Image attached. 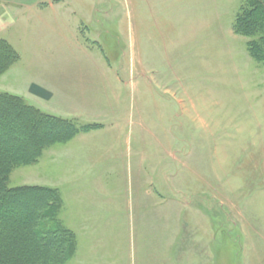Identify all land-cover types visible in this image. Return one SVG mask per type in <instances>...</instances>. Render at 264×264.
I'll list each match as a JSON object with an SVG mask.
<instances>
[{
  "label": "rangeland",
  "instance_id": "obj_1",
  "mask_svg": "<svg viewBox=\"0 0 264 264\" xmlns=\"http://www.w3.org/2000/svg\"><path fill=\"white\" fill-rule=\"evenodd\" d=\"M25 1L33 12L8 29L19 58L0 74V91L21 92L27 78L63 71L67 63L112 66L121 76L112 114L105 105L84 113L57 109L56 102L54 112L39 108L62 110L81 123L128 122L126 131L120 124L103 131L118 141L119 133L129 135L121 161L110 158L77 177L79 165L59 143L11 174V186L58 189L62 203L54 215L76 236V252L65 264H142L137 227L151 228L150 212L180 215L169 230L179 227L178 247L186 248L179 256L188 264H264V62L250 55L249 37L234 31L242 0H61L59 18L65 14L75 38L46 50L41 45L38 51L54 59L35 60L18 25L54 12L45 9L48 0ZM72 54L82 59L67 60ZM96 177L107 184L105 192L92 187ZM142 197L143 214L135 201Z\"/></svg>",
  "mask_w": 264,
  "mask_h": 264
},
{
  "label": "trees",
  "instance_id": "obj_2",
  "mask_svg": "<svg viewBox=\"0 0 264 264\" xmlns=\"http://www.w3.org/2000/svg\"><path fill=\"white\" fill-rule=\"evenodd\" d=\"M233 28L249 37L250 55L264 62V0H242ZM18 58L11 43L0 38V74ZM99 127L46 113L21 96L0 91V264H65L73 257L75 233L54 215L62 203L58 189L11 186V174L36 164L50 146Z\"/></svg>",
  "mask_w": 264,
  "mask_h": 264
},
{
  "label": "crops",
  "instance_id": "obj_3",
  "mask_svg": "<svg viewBox=\"0 0 264 264\" xmlns=\"http://www.w3.org/2000/svg\"><path fill=\"white\" fill-rule=\"evenodd\" d=\"M60 2L61 0H48V6L46 8L40 6L41 9L50 8V10L54 12V18L43 19L39 15L37 16L38 20L36 21H31V19H29L18 25L21 29L19 31V39H21L22 45H26L27 49L35 50V52H32V60L43 58L45 55H50L49 57L54 59V53L43 54L38 51V47L41 45L43 46V49L46 50L52 48L55 42L58 43L64 41L68 43L73 42L75 38L74 33L72 34L71 29L68 28L69 22L65 19L67 18L65 14L62 15L61 19L59 18L58 5ZM12 4L15 6L12 7ZM28 6L32 5L28 4L25 0H0V37L9 40V42L12 43V39H14L15 35L9 32L8 29L12 25V20L16 17H23L26 15L27 10L33 12V9H28ZM17 8L18 10H14ZM12 45L14 46L13 43ZM45 45H48V47H45ZM81 56L82 55H78L76 59L75 55L72 54L69 55L67 60H80L82 59ZM97 69L101 71L100 74L97 73ZM119 81H121L120 73L112 66H109L106 69V67L102 68L98 64L95 67H87L81 63H78L77 65L67 63L66 68L63 71L52 68L47 72H40L37 76L34 75V78H27V83L20 86L21 92L13 93L8 92V90L3 92L21 96L27 102L31 101L30 104L35 107L52 109L53 112L54 102H56L57 109H61L63 106L77 107L76 109L81 113H84L91 107L99 108L105 105L111 107L108 111L112 114L116 102L119 104L116 96L120 91H118L115 86V82ZM114 89L117 92H115ZM55 111V113L58 114L57 116L64 117L63 115L67 116L70 114L64 113L62 110ZM71 119H75V117H72ZM85 121L87 123L101 122L104 124V127L90 132L79 133L65 143L66 147L62 150L67 151V156L70 160L75 161V165H79V167L74 168V170L79 171L77 177L88 174L91 171L93 172L95 170L93 169L94 167L100 163L106 164L110 158L109 161H111L113 157H119L121 161L124 155V146H128L130 140L129 135L123 139L122 134L119 133L117 136L119 139L118 141L113 134L103 133L104 130L112 131V125L119 124L120 130L126 131L128 127V122L126 120L122 123ZM123 140L127 143L126 145L123 144ZM136 165H138V161H136ZM166 179L170 182L168 177ZM140 182L141 179L137 181V185H139ZM92 183L94 185L92 186L93 188L98 189L100 192H105L107 184L100 177H96ZM140 194L142 193H139V189H137L136 196L138 197ZM154 197H151V203L152 200H156V197L155 199ZM135 201L136 209L138 211L141 210V214H143V212L145 213L147 206L143 197L137 198ZM105 205L107 209L114 208L113 204L109 207L107 202H105ZM150 214L153 217V220H148L151 228L142 230L137 227L140 236L142 235L141 238L137 239V243L142 245V249L140 248L141 251H138L141 263L143 264L145 260H149L152 256L153 258L156 256L154 260L147 261V264H185V256H179L182 255L186 249L184 243L181 247L182 249H179L178 247L181 231L179 230V227L178 229H174L172 233L169 230L171 220L175 222L178 221L180 215H155L154 212H150ZM140 216L141 221H146L145 215ZM136 219H138V217ZM150 231H152V235H150ZM210 239L211 241L213 240V235ZM211 241H209L210 247L212 245ZM147 246H149L151 250L146 251ZM208 250L209 249H207V251ZM207 251L205 250V252ZM144 252H146V254ZM146 256H148L147 259ZM192 259L193 258L189 260L192 261Z\"/></svg>",
  "mask_w": 264,
  "mask_h": 264
}]
</instances>
